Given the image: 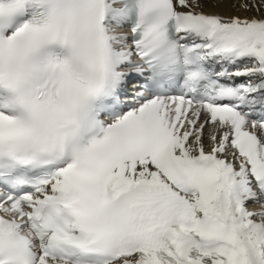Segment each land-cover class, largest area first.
Here are the masks:
<instances>
[{
  "label": "snow or ice",
  "instance_id": "1",
  "mask_svg": "<svg viewBox=\"0 0 264 264\" xmlns=\"http://www.w3.org/2000/svg\"><path fill=\"white\" fill-rule=\"evenodd\" d=\"M0 264H264V0H0Z\"/></svg>",
  "mask_w": 264,
  "mask_h": 264
},
{
  "label": "bare ground",
  "instance_id": "2",
  "mask_svg": "<svg viewBox=\"0 0 264 264\" xmlns=\"http://www.w3.org/2000/svg\"><path fill=\"white\" fill-rule=\"evenodd\" d=\"M206 12H219L222 15L225 16H231V15H237V16H251L253 15V13L251 12H244L243 10L239 9L238 7H232L231 4H228L226 6L223 7H219V8H205Z\"/></svg>",
  "mask_w": 264,
  "mask_h": 264
}]
</instances>
